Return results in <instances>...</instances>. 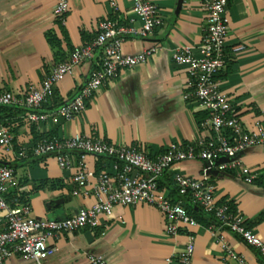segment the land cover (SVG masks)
<instances>
[{
	"label": "crops",
	"instance_id": "obj_1",
	"mask_svg": "<svg viewBox=\"0 0 264 264\" xmlns=\"http://www.w3.org/2000/svg\"><path fill=\"white\" fill-rule=\"evenodd\" d=\"M152 1L160 8L163 23L147 37L125 35L122 51H156L147 61L122 68L109 85L95 92L80 114L70 120L57 116L31 122L26 118L27 110L21 107L11 106L0 112V121L10 127L14 136L13 149L0 146V163L18 161L17 184L9 194H24L31 203L33 216L63 219L95 201L94 196L81 198L71 193L76 152L69 168H62L53 155L18 157L19 149L30 148L45 134L99 136L118 145H137L150 155L162 153L173 142L193 141L203 135L197 115L204 110L187 68L174 62L172 52L178 46L202 42L207 23L205 0ZM57 2L0 0V93L22 94L32 85L39 86L55 64L69 58L73 49L68 47L58 25L54 13ZM227 16V50L238 44L244 48L231 54L218 81L244 125L250 128L257 122L264 124V0H230ZM105 18L125 27L142 26L132 0H70L63 26L73 48L93 38L99 22ZM49 30L59 38V48L48 42ZM100 57L102 52L77 66L56 86L58 102L52 109L75 97ZM239 157L242 163L236 169L209 171L207 161L186 160L175 164L171 172L200 176L208 171L217 202H228L251 223L264 210V145L250 146ZM105 160L88 155L86 163L98 171ZM244 167L249 168L251 181L241 173ZM41 180L48 183L38 188ZM167 224L164 213L152 205H116L111 215L100 217L97 228L63 232L52 238L56 251L45 264H91L90 253L102 255L107 264H167L187 243L188 232L195 236L193 264H239L225 256L219 238L242 255L245 264H264L257 248L225 225H215L214 231L199 223L187 228L181 224L178 233L171 234ZM252 229L264 240V221ZM3 264L37 263L16 255Z\"/></svg>",
	"mask_w": 264,
	"mask_h": 264
},
{
	"label": "built area",
	"instance_id": "obj_2",
	"mask_svg": "<svg viewBox=\"0 0 264 264\" xmlns=\"http://www.w3.org/2000/svg\"><path fill=\"white\" fill-rule=\"evenodd\" d=\"M70 0H58L54 13L65 22ZM135 13L141 18L139 29L119 25L115 20L105 18L99 22L97 34L88 42L77 45L66 61L55 64L39 86L32 85L22 94L12 91L0 93V112L4 107H21L27 110L26 118L31 122H43L53 117L73 119L86 109L95 92L111 83L122 68H132L147 61L156 48H148L134 54L122 51L125 35L147 37L163 23L159 6L152 0H132ZM229 0H205L207 23L202 42L196 46H178L172 58L178 65L185 66L191 77V85L200 107L207 112L202 121L204 133L188 142H173L165 151L150 155L137 145H118L103 137L76 133L69 137L45 134L30 148L17 151L18 157L55 156L62 168L73 165V152L78 154L76 171L72 176L74 196H94L91 205L84 206L63 219L38 218L32 215L29 201L22 200L20 193L8 197L17 184L15 169L0 164V264L7 259L21 255L37 264L45 261L56 251L51 239L63 232L82 228H97L100 217L113 213L116 205L146 203L161 210L167 217V231L177 234L181 224L192 227L198 222L189 215L184 198L207 214L214 215L220 225L238 235L244 242L257 248L264 259V240L248 227L242 214L231 209L228 202L218 203L214 186L208 171L200 176L172 173V180L181 198L171 197L168 189L161 188L159 179L165 171L186 160H203L210 163L209 171L236 169L241 165L239 157L248 147L264 145V124L257 122L247 128L231 98L224 92L215 76L225 70L232 53L239 52L243 45L227 50ZM102 52L97 67L93 68L88 80L74 98L59 107L42 110V106L55 95L56 86L74 69L92 60ZM14 136L9 126L0 121V146L11 150ZM88 155L104 157L105 163L99 171L92 170L86 163ZM225 158V159H224ZM242 174L251 181L249 168ZM214 230L217 226H211ZM226 257L245 264V258L230 244L219 238ZM195 236L188 232V241L182 250L168 259L167 264H193ZM91 264H107L97 253L89 254Z\"/></svg>",
	"mask_w": 264,
	"mask_h": 264
},
{
	"label": "trees",
	"instance_id": "obj_3",
	"mask_svg": "<svg viewBox=\"0 0 264 264\" xmlns=\"http://www.w3.org/2000/svg\"><path fill=\"white\" fill-rule=\"evenodd\" d=\"M58 25L60 26V29L63 32V36H64V39L66 40V42L68 44V47L73 49V46L71 45L70 40H69L68 33L64 29L63 23H62V21L60 19H58ZM46 37H47V40L51 44L52 47H54V48L55 47H58V48L60 47L61 42H60L59 38L56 36V34L53 31L49 30L46 33ZM97 65H94V68L97 67ZM223 75L224 74L222 72H220V73H218L215 76V79L218 80V78L223 77ZM57 102H58V100H56V96L54 95L46 103L43 104L42 110L47 111L49 109H52L53 107H55V105H57ZM61 104L62 103H59L58 105H61ZM87 105H88V103H87ZM4 108H7V107H4ZM4 108H2L1 111ZM206 115H207V112H205V111L202 112V113H199L197 115V120H198V124L200 125V127H202V121L206 117ZM17 163H18V161L15 162V163H0V164L9 165V166H11V167H13L15 169ZM102 167L103 166H99L98 167V171L100 169H102ZM255 181L259 182V180H255ZM47 183H48L47 180H41L38 188L46 186ZM159 183H160V187L161 188H165V189L169 190L170 195H171L172 198L177 199L179 197L180 198L182 197V196H180L178 188L176 187L174 181L172 180V172L171 171H165V173L159 179ZM7 196L10 197L11 194H8ZM21 199L25 200V201H28L24 194L22 195ZM184 199H185V203H186L185 204L186 205V209H187L189 215H191L199 224H202V225H204V226H206L208 228L211 227V226L220 224V221L214 215L205 213L199 207H197L194 204H192L191 202H189V198H184ZM231 209L234 211V208L232 206H231ZM262 221H264V210L258 215V217L253 222H251V223H248L247 221L246 222L248 224V227L252 228L253 225L258 224V223H260Z\"/></svg>",
	"mask_w": 264,
	"mask_h": 264
},
{
	"label": "rangeland",
	"instance_id": "obj_4",
	"mask_svg": "<svg viewBox=\"0 0 264 264\" xmlns=\"http://www.w3.org/2000/svg\"><path fill=\"white\" fill-rule=\"evenodd\" d=\"M76 202H77V200H76V199H74L72 204H73V205H75V204H76ZM70 204H71V202L69 201V206H70ZM72 204H71V205H72Z\"/></svg>",
	"mask_w": 264,
	"mask_h": 264
},
{
	"label": "water",
	"instance_id": "obj_5",
	"mask_svg": "<svg viewBox=\"0 0 264 264\" xmlns=\"http://www.w3.org/2000/svg\"><path fill=\"white\" fill-rule=\"evenodd\" d=\"M225 159V158H224Z\"/></svg>",
	"mask_w": 264,
	"mask_h": 264
}]
</instances>
